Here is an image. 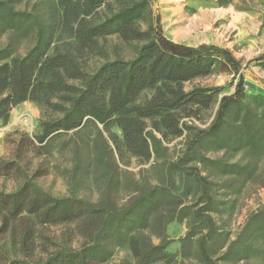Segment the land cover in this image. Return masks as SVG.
<instances>
[{
    "label": "rangeland",
    "instance_id": "374dc122",
    "mask_svg": "<svg viewBox=\"0 0 264 264\" xmlns=\"http://www.w3.org/2000/svg\"><path fill=\"white\" fill-rule=\"evenodd\" d=\"M129 2L106 0L87 19L102 21ZM11 5L31 13L45 30L48 53L69 50L86 71L106 61L131 59L144 41H125L112 33L97 37L90 48L75 37L76 24L61 0H11ZM152 11L160 15L164 35L175 42L227 48L242 63L244 104L263 111L253 97L264 95V0H154ZM147 22L141 17L139 29L145 31ZM34 43V32H0V48L9 47L15 56H23ZM219 68L180 84L184 93H200L195 100L155 107L141 118L147 149L127 142L116 116L104 123L84 118L75 128L47 132L43 123L62 116L56 107L43 100L14 106L7 120H0V192H15L29 181L54 197L88 201L97 211L66 221L46 220L41 211L4 220L6 213L0 211V264L19 258L40 263L55 251L79 250L94 242L106 251L96 264H144L130 248L131 238H137L142 249L147 244L162 248L164 255L146 264H201L195 248L206 224L194 211L204 202L192 176L171 163L182 157L199 129L210 126L221 96L234 91L237 78ZM174 97L154 87L143 90L134 103ZM214 159L247 164L255 171L249 179L225 174ZM187 164L198 167L211 183L214 206L208 213L217 231L206 241L211 257L217 264H264V228H256L260 222L264 225V149L230 150L207 136L190 150ZM148 193L142 219L129 216L122 233L112 235L110 214ZM232 241L237 243L225 257ZM248 242L251 247L243 254Z\"/></svg>",
    "mask_w": 264,
    "mask_h": 264
},
{
    "label": "trees",
    "instance_id": "16d2710c",
    "mask_svg": "<svg viewBox=\"0 0 264 264\" xmlns=\"http://www.w3.org/2000/svg\"><path fill=\"white\" fill-rule=\"evenodd\" d=\"M61 1L76 24L75 37L90 48L95 47L97 37L112 33L125 41H144L131 59L106 61L94 71H86L69 50L48 53L50 38L31 13L14 10L11 0H0V32L20 29L35 34V43L23 56L13 55L7 46L0 48V120L6 121L11 109L24 100H43L62 114L52 124L43 123L47 132L75 128L84 118L104 123L116 116L127 142L147 149L146 136L142 133V117L147 116L155 107H171L185 98L195 100L200 93H184L180 88L184 81L209 75L219 67L232 73L237 78L234 91L221 96L210 126L199 129L182 157L171 163V167L192 176L204 202L194 211L195 216L206 224V232L197 239L195 257L201 264H217L206 246V241L217 232L215 221L208 213L214 206L211 183L198 167L188 165L187 159L193 146L207 136L217 139L222 148L248 149L253 153L263 151L264 109L260 113L244 104L242 63L227 48L219 45L200 43L192 46L166 37L160 15H153L154 0H130L127 5L99 22L87 17L106 0ZM144 16L148 22L147 29L142 31L137 22ZM154 87L175 97L172 101L153 98L143 104L134 103L143 90ZM51 97H56L57 101L50 102ZM253 100L264 108V95H255ZM212 163L220 172L242 175L245 179H249L255 171L247 164L224 162L221 159H214ZM150 193L138 197L121 211L110 214L113 220L110 230L112 235L122 233L120 227L131 220L129 216L142 219L143 201L150 199ZM0 211L6 213L4 220H7V216L15 217L24 211H41L46 220L66 221L84 214H93L97 208L80 198L54 197L26 181L15 192H0ZM256 228L260 231L264 225L260 222ZM236 243L232 241L229 244L225 257L231 255V247ZM250 247L251 242H248L243 254ZM130 248L144 264L164 255L159 246L147 244V248L142 249L137 238L130 239ZM105 252L102 245L94 242L79 250L55 251L40 263L19 258L10 260L8 264H96Z\"/></svg>",
    "mask_w": 264,
    "mask_h": 264
}]
</instances>
